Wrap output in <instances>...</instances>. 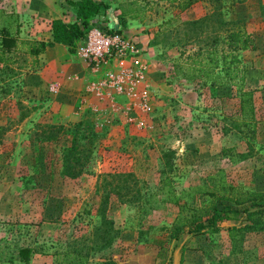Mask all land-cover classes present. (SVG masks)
Returning a JSON list of instances; mask_svg holds the SVG:
<instances>
[{
  "label": "rangeland",
  "instance_id": "374dc122",
  "mask_svg": "<svg viewBox=\"0 0 264 264\" xmlns=\"http://www.w3.org/2000/svg\"><path fill=\"white\" fill-rule=\"evenodd\" d=\"M131 1L143 12L131 28L139 58L147 66L145 52L155 59L153 78L174 89L165 106L154 105L145 129L131 120L136 113L123 112L119 98L81 102L93 73L70 46L62 63L47 62L43 53L36 63L20 49L0 62V264H55L57 252L73 249L88 264H264V208L178 239L168 231L177 207L155 201L158 207L144 217L139 208L168 170L177 190L220 168L241 189L264 191V0H197L193 7L204 17L220 3L222 19L253 34V47L238 53L247 68L243 89L253 90L250 125H240L238 86L212 88L174 73L181 50L186 56L211 35L222 47L219 16L193 31L186 24L195 20L191 10L168 1L103 0L99 25ZM30 6V0H0V29L19 22V36L36 39L21 33L32 34ZM52 79L62 85L49 94ZM73 141L85 161L75 178L63 171L62 159Z\"/></svg>",
  "mask_w": 264,
  "mask_h": 264
},
{
  "label": "trees",
  "instance_id": "16d2710c",
  "mask_svg": "<svg viewBox=\"0 0 264 264\" xmlns=\"http://www.w3.org/2000/svg\"><path fill=\"white\" fill-rule=\"evenodd\" d=\"M176 4L182 10L190 8L197 0H164ZM67 9L73 13L74 20L55 18L51 23V38L49 40L23 39L19 36V22L13 21L2 25L0 34V62H10V52L21 50L39 62V55L47 47L57 42H62L71 48L76 41L80 40L85 31L99 25L98 18L104 16V7L107 5L103 0H65ZM119 5L120 21L126 23V16L132 18L142 17L140 7L136 1ZM107 9V8H105ZM221 4L215 6L213 12L200 19H195L186 24L193 31L202 28L206 22L214 16H219L218 21L223 27L222 47L218 49L216 42L219 37L211 35L209 41L198 49L188 53L185 50L179 52V58L174 64V73L177 78L189 81H200L201 84L210 86L236 85L238 86L239 112L242 116L240 125H250L255 120V106L253 101V90H244L242 83L246 78L247 68L243 65L242 58L238 55L241 50L251 49L254 45L252 32L249 33L241 27L233 28L231 22L222 19L220 13ZM2 15L5 12H1ZM11 16V14H6ZM14 23V24H13ZM13 28V29H12ZM198 38V37H197ZM84 124L81 120L73 124L76 129ZM64 172L72 178L83 173L85 161H81L76 155V143L71 142L63 149L62 153ZM172 170L163 175L159 180L157 189L152 193H145L140 201V215L145 216L149 210L158 205L155 201L169 203L178 208L173 225L168 228L169 236L178 239L179 236L187 234H198L205 228H214L223 221L237 220L243 213L250 216L255 212L263 211L264 191L243 190L226 180L224 171L218 168L209 172L200 182L189 185L182 189H175L172 181ZM154 204V205H153ZM55 264H88L87 256L80 250L73 249L57 252Z\"/></svg>",
  "mask_w": 264,
  "mask_h": 264
},
{
  "label": "built area",
  "instance_id": "2783aa9c",
  "mask_svg": "<svg viewBox=\"0 0 264 264\" xmlns=\"http://www.w3.org/2000/svg\"><path fill=\"white\" fill-rule=\"evenodd\" d=\"M73 49L93 73V79L82 91L81 102L105 95L119 98L123 112L136 113L138 117L131 120L139 129H145L158 94L147 79L148 66L139 58L136 41L120 25L101 24L88 28ZM61 85V81L52 79L47 85L48 93H57Z\"/></svg>",
  "mask_w": 264,
  "mask_h": 264
},
{
  "label": "crops",
  "instance_id": "0c3cea01",
  "mask_svg": "<svg viewBox=\"0 0 264 264\" xmlns=\"http://www.w3.org/2000/svg\"><path fill=\"white\" fill-rule=\"evenodd\" d=\"M198 3H194L190 6L191 12L189 13V16L191 19H198L201 17L202 12L199 11V8L193 9L194 6H196ZM30 7L27 9L31 14L35 15L34 21L31 24L30 30L32 31V34H28V31H21L22 35L29 36V38H36L40 40H45L48 38H51V23L53 19L55 18H63L65 20H74L73 13L70 9H67V5L65 2L57 1V0H30ZM121 11H116V13H111V11H108L106 15V22L104 24H108V26H115L120 25L122 26L123 30L131 36L132 29L136 24V19L132 18L130 15L126 16V23L125 25L122 24L120 21L119 13ZM130 16V17H129ZM105 17V16H104ZM33 19V18H32ZM22 28V26H21ZM44 29V31H42ZM135 31V30H134ZM141 37V36H140ZM137 38V37H134ZM147 49H150L148 46H146ZM248 50H241L238 53H245L248 52ZM147 51V50H146ZM70 50L68 49V45L57 42L51 47H48L43 52V56L47 58V62L50 60L51 62H60L65 60L66 57H69ZM147 52L144 53L143 59L145 58L148 62V76L147 79L150 82V85L153 89H155L156 93L158 94L156 101L154 102L155 106H162L165 104H162V101L169 95L174 89L171 88L170 83L162 82V80H155L153 76L156 74V71L160 66H158V63L155 59L149 58L147 56ZM240 56V55H239ZM141 57V56H140ZM241 57V56H240ZM40 58V56H39ZM45 58V60H46ZM155 60V61H154ZM52 67V64L50 65ZM54 78V77H53ZM181 81L187 82L185 79H181ZM159 88H157L158 86ZM212 88H218L216 86ZM161 96V98H160ZM160 98V99H159ZM164 103V102H163ZM163 106V107H164Z\"/></svg>",
  "mask_w": 264,
  "mask_h": 264
}]
</instances>
